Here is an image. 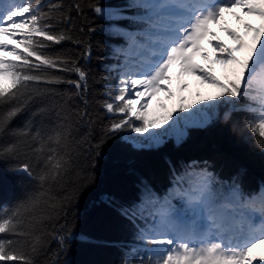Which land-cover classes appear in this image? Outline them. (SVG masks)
<instances>
[{
    "label": "snow or ice",
    "instance_id": "1",
    "mask_svg": "<svg viewBox=\"0 0 264 264\" xmlns=\"http://www.w3.org/2000/svg\"><path fill=\"white\" fill-rule=\"evenodd\" d=\"M61 7L53 4L44 12L33 0H0V106L4 107L0 138H8L0 143V160L13 162L10 171L23 173L32 182L13 205L0 209L3 262L34 264L32 255L24 250L26 245L35 254L49 234L61 245L65 240L59 234L63 227L49 233L46 224L58 218L71 199L65 191L72 167L71 127L61 124L47 130L31 118L20 127H9L37 94L31 84L65 82L55 72L76 74L78 79L67 83L83 99L87 72L76 60L48 52L50 43L72 39L46 22L51 10ZM90 7L108 21L105 31L123 41L112 47L119 79L104 93L108 99L101 102L108 113L122 118L104 126L105 136L130 130L140 137L147 133L144 138L149 145L161 144L163 137H175L179 142L190 125L219 119L218 109L223 106L225 122L233 112L251 114L247 123L264 148V0H128L123 7ZM236 7L259 17L261 23L242 22L245 33H251L250 43L239 32L221 25L236 41L229 46L216 37L209 24H219L223 13ZM61 19L69 17L62 15ZM122 20L129 25H122ZM206 37L213 49L211 57L203 48ZM89 55L86 48L83 56ZM197 55L209 62L208 67L196 63ZM213 63L225 67L223 80L211 70ZM174 64L181 74L198 75L216 92L191 103H184L181 97L180 105L157 124L146 118L147 100L161 91L171 96L163 81L171 79L169 69ZM45 68L53 72L41 74ZM242 100L247 103H239ZM75 115L83 120L88 113L85 109ZM129 139L135 145L137 138ZM119 211L134 224L143 222L136 225V239L147 253L145 257L139 255V248H130L123 264H264V251H256L264 248V184L245 190L238 177L219 178L207 161L173 167L170 186L163 193L145 185L138 200L122 205ZM5 234L14 238L5 239Z\"/></svg>",
    "mask_w": 264,
    "mask_h": 264
},
{
    "label": "trees",
    "instance_id": "2",
    "mask_svg": "<svg viewBox=\"0 0 264 264\" xmlns=\"http://www.w3.org/2000/svg\"><path fill=\"white\" fill-rule=\"evenodd\" d=\"M33 3L39 4L44 12H49L53 4L62 6L51 10V19L46 22L54 26V31H64L72 39L50 43L48 52L76 60L87 72L83 99L67 83L78 79L74 73L55 72L64 77L63 83L31 84L37 94L9 125L20 127L31 118L47 130L61 124L71 127L72 167L65 189L71 199L59 217L46 224L49 233L63 227L59 234L65 240L61 245L49 234L44 247L35 254L26 245L24 250L32 255L34 264H123L129 249L137 245L136 225L143 222L137 220L134 224L119 208L136 202L145 185L163 193L170 186L172 168L183 162L207 161L219 178L227 181L238 177L245 190L264 184V148L247 123L251 118L248 112H233L225 122L222 106L218 109L219 119L188 127L179 142L167 137L152 147L133 146L125 140L123 131L104 135V126L118 119L101 102L108 99L104 93L112 89L111 69L118 63L112 47L123 41L105 31L108 21L95 14L90 5L99 4L106 9L123 7L128 0H33ZM62 15L69 19H61ZM120 23L129 25L127 20ZM86 48L90 49L88 57L83 56ZM52 72L41 70V74ZM85 109L88 115L81 120L75 113ZM2 110L4 107L0 106ZM66 116L69 118L65 119ZM7 139L0 138V143ZM12 163L0 160V209L13 205L32 185L25 174L10 171ZM4 238L14 237L5 234ZM0 264L19 262L0 261Z\"/></svg>",
    "mask_w": 264,
    "mask_h": 264
},
{
    "label": "rangeland",
    "instance_id": "3",
    "mask_svg": "<svg viewBox=\"0 0 264 264\" xmlns=\"http://www.w3.org/2000/svg\"><path fill=\"white\" fill-rule=\"evenodd\" d=\"M240 16L241 20H237L236 16ZM243 21H248L254 25H258L261 23L259 17L254 15L246 14L241 8L232 9L231 11H225L223 13V19L219 24H209L211 30L216 34V37L219 40L223 41L224 44L233 46L236 41L231 39L228 34L223 30L224 27L231 28L241 34L244 37L246 43L251 42V33H245V30L242 26ZM5 39H8L5 37ZM209 38H205L202 41L204 50L209 54L211 57L213 54L212 46L207 42ZM9 44H14L15 40H8ZM19 47V45H17ZM237 56L242 55V52H236ZM13 57L8 56V59H12ZM196 63L201 64L205 67H208L209 62L202 59L199 55L194 57ZM211 70L213 71L214 75L220 78L221 80L224 79L226 74V69L223 65L218 63H213L211 65ZM169 76L171 79L169 81H163L164 84H167L169 91L171 92V96H169L166 92H157L155 96L151 97L147 100L148 107L146 109V118L149 121H153L159 124L164 117L167 115L168 112H171L173 109L177 108L180 103L181 97H184V103H191L193 100H200L203 96H211L215 95L216 89L207 83H204L200 80L198 75H194L192 73H180L178 65H172L169 69ZM190 78H189V77ZM119 77L117 75V71L115 70V81L111 83L114 85L118 81ZM112 85V87H113ZM181 85H184L181 88ZM132 99H135L134 94L131 96ZM176 99L177 104H173L172 99ZM118 119L122 118L120 114H115ZM206 124V123H205ZM204 125V124H202ZM190 126H201V125H190ZM189 126V127H190ZM188 128V127H187ZM155 131H160V129H154ZM147 136V133L144 134V137ZM123 137L126 141L131 143L133 146L141 148V147H152L157 145H149L148 141L144 137H140L139 134L131 132L130 130H123ZM130 137L137 138L136 143L134 145L133 141L129 139ZM167 137L162 138V142ZM176 139L175 137H171ZM256 251L261 252L264 251V248H258ZM147 257V253L143 255Z\"/></svg>",
    "mask_w": 264,
    "mask_h": 264
},
{
    "label": "bare ground",
    "instance_id": "4",
    "mask_svg": "<svg viewBox=\"0 0 264 264\" xmlns=\"http://www.w3.org/2000/svg\"><path fill=\"white\" fill-rule=\"evenodd\" d=\"M188 77H189V76H188ZM189 78H190V77H189ZM172 102H173V104H175V105L177 104V101H176V99H174V98L172 99Z\"/></svg>",
    "mask_w": 264,
    "mask_h": 264
}]
</instances>
